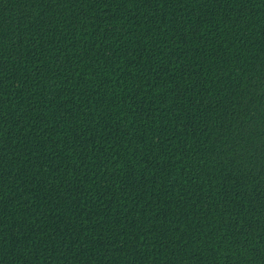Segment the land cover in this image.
<instances>
[{
  "label": "trees",
  "instance_id": "trees-1",
  "mask_svg": "<svg viewBox=\"0 0 264 264\" xmlns=\"http://www.w3.org/2000/svg\"><path fill=\"white\" fill-rule=\"evenodd\" d=\"M0 264H264V0H0Z\"/></svg>",
  "mask_w": 264,
  "mask_h": 264
}]
</instances>
